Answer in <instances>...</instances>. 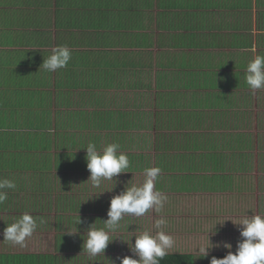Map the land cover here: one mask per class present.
<instances>
[{
	"label": "crops",
	"instance_id": "crops-1",
	"mask_svg": "<svg viewBox=\"0 0 264 264\" xmlns=\"http://www.w3.org/2000/svg\"><path fill=\"white\" fill-rule=\"evenodd\" d=\"M198 1L177 9L174 0H0V179L16 183V196L0 204L1 226L18 209L6 205L39 186L34 174L55 172L56 149L71 147L65 139H80L82 153L89 143L99 151L119 143L131 164L119 176L137 177L156 167L157 153H169L166 169L188 179H177L175 191L159 190L182 196L179 219L191 220V232L227 235L230 245L244 239L242 218L264 213L263 150L245 141L242 153L232 154L228 140L235 126L246 139L257 122L215 121L212 114L252 95L246 109L264 117V89L253 94L245 82L248 63L264 55V0H234L223 14L216 4L223 0ZM62 45L71 60L48 72L44 60ZM202 91L216 103L202 98L198 105ZM78 162L87 170L83 186L98 190L109 209L114 195L106 188L119 176L93 187L86 155ZM206 175L204 189L193 185ZM2 236L0 230V243Z\"/></svg>",
	"mask_w": 264,
	"mask_h": 264
},
{
	"label": "clouds",
	"instance_id": "clouds-1",
	"mask_svg": "<svg viewBox=\"0 0 264 264\" xmlns=\"http://www.w3.org/2000/svg\"><path fill=\"white\" fill-rule=\"evenodd\" d=\"M72 58L69 47L62 45L53 49L52 54L44 60L43 67L48 72H55L64 68ZM245 82L255 94L256 90L264 89V55H257L247 65ZM119 143H111L97 149L95 143L86 146L87 168L93 187L99 188L103 181L113 180L121 173L128 172L130 160L127 154L120 151ZM161 169L149 167L144 170L145 180L141 185H132L122 193L116 195L110 202L107 219L103 228L89 227L87 239H84L83 251H86L90 261L95 262L102 258L112 241L110 232L117 231L120 222L126 215L142 217L150 210L160 213L164 208L167 197L156 189V181L159 179ZM87 180V181H88ZM16 188L14 180L0 179V204L8 199V191ZM102 192V191H101ZM43 219L38 220L29 213L22 216L4 229V239L15 245L24 246L26 238L31 237L38 227L43 225ZM77 224L83 221L79 216ZM166 221L158 219L155 222L156 229H161ZM242 225L241 236L243 240L238 242L235 252L229 251L223 258L213 257L211 264H264V216L252 215L239 222ZM175 247L174 238L159 230L153 235L150 231H143L135 236L134 244L130 248L138 256L134 259L130 256L123 257L121 264H161V260L168 255L170 249ZM225 247L231 248L230 244ZM209 247H201V257H207Z\"/></svg>",
	"mask_w": 264,
	"mask_h": 264
},
{
	"label": "rangeland",
	"instance_id": "rangeland-1",
	"mask_svg": "<svg viewBox=\"0 0 264 264\" xmlns=\"http://www.w3.org/2000/svg\"><path fill=\"white\" fill-rule=\"evenodd\" d=\"M177 4V9L178 8H185L187 7L186 4L188 3V0H174ZM191 3L193 0H190ZM202 1V0H201ZM224 4H220L216 1V4H218V8L217 11H221L222 14L224 12H226L228 10L227 6L228 4L231 6H235V1L234 0H223ZM195 2L198 4L200 3V1L195 0ZM190 4V2H189ZM196 5V4H194ZM202 5V4H201ZM170 6V5H168ZM229 11V10H228ZM221 15V14H220ZM217 21H221V19L217 20ZM205 91H202L200 93V95L197 97L196 99V103L199 105L201 99L203 98L206 102H207V106H211L214 103H216L215 100H212L213 97L212 94H208V93H204ZM252 95H249L247 97V95L242 96L240 98H238V100L234 101V103H232V106L234 107L232 110H226L225 108H223V106L221 107H216L214 113L212 114V119L215 121H217L218 119H231V120H236L237 122L240 123H245L247 124L248 122H251L252 120H256L257 122V127L255 125V121H252L254 124L252 125L253 127V131L254 134H246V139L244 134H242L241 132L243 131L241 128H238L235 126L237 130V133L235 135L236 138L230 139L228 140V142L231 145V153L232 154H241L243 149L242 147L245 146V141L247 142H251L254 144H259L260 148L263 150V154L259 153V160H258V168L260 169L261 167H264V117L260 116V114L255 115L253 113V116L251 114V112H249L246 108H248L249 106H252L253 101L251 98ZM247 110V111H246ZM200 115H198L199 117ZM174 117L173 115H170V118ZM244 124V125H245ZM233 127V125H231ZM238 132H240V134H238ZM229 137V136H228ZM245 139V140H244ZM150 149L152 150V147H150ZM241 150V151H240ZM159 152V150H158ZM158 157L157 158V163H156V167H159L161 169L160 175H159V179L156 181V189L159 190V187H164L169 191H175L174 189H172L171 187L173 185H176L177 183V179H178V183L182 182V179L185 180L186 176L180 177V176H173L172 175V171L169 169H166L170 164L167 163L166 161L169 159V153L167 152H163V153H157ZM244 160V157L242 158V161ZM178 166L180 165L179 163L177 164ZM135 167V166H134ZM153 167V165H152ZM164 171V173H163ZM167 175H171V177H167ZM203 177V181L200 179H197L195 183H193V185H195V187H199L200 189H204V184H207L210 179L209 177L206 176H202ZM181 178V179H180ZM188 179V178H187ZM186 179V180H187ZM263 179V178H262ZM145 180V174L144 172H141V175L138 174L137 177H134L133 175L130 177L127 176H119L115 181H112L113 184L110 185L108 188H106L107 190H109L106 194V196H109L110 193H113V197H115L116 195H118V192L120 190L117 191V187H122L124 182L130 183L127 186L130 187V185H141ZM205 182V183H204ZM264 182V180H263ZM123 188V187H122ZM119 188V189H122ZM105 189V190H106ZM127 189V188H126ZM125 189V190H126ZM176 190H178L179 188H175ZM115 190V194L114 191ZM103 191V190H102ZM99 191L98 190H89L87 195H88V199L85 202L91 203L89 206L92 209L91 211L87 212V216H89L91 219L92 218H96L98 215L101 214H108L109 209L107 208L105 210L103 203L106 201L105 198H103L102 195H100L99 197L97 196V193ZM121 192V191H120ZM167 197V200L165 201L164 204V210H162L160 213L155 212V210H150L148 213H146L144 216L142 217H135V216H131V215H126L123 219L122 222H120V226H123L124 223L129 225L128 230L125 231L123 229H118L117 231H115L114 233L110 232V236L113 237L114 239H116L115 243L116 246H119L120 248V242H121V246L122 244L128 246L130 248V243L134 244L135 242V236L140 235L143 231H150L153 235L156 234L157 231L159 230H163L165 231L166 234L171 235L174 240H175V247L173 249H170L169 252L171 251H177V252H189V253H193L196 256V260L198 262V264H201L202 260H200V257L203 255L199 249L200 247H209V254L212 253H225V252H235L237 249L236 243L237 242H233V245H231V248L225 247L226 244V236H222V235H210V233H194L191 232L188 228V224H191V220H188L186 222H182V219L180 216L177 215V211H176V206L179 204L181 207H183L182 203L179 201L180 195H176V194H168L165 195ZM98 197V198H97ZM8 208H13V207H17V205H13V204H8L6 205ZM31 205V203L29 204H25L24 206V211L23 214L26 213L25 210H28V208ZM27 213L33 215V209H29L27 211ZM12 214L14 216H16L17 218L20 217L18 216V214L14 211H12ZM253 215H262L264 216V213L261 211H254L252 212ZM72 214H68L65 215L62 220H64V222H67L69 216H71ZM219 215V212H215L214 214V221L217 219L216 217ZM68 217V218H67ZM98 218V217H97ZM188 218H192V217H188ZM158 219H164L166 221V223L164 225H162L161 229H156L155 227V222ZM199 219V217H198ZM244 219V218H242ZM94 220V219H93ZM98 220V219H96ZM46 224L48 227L50 228H45L44 230L40 229V231H36L35 234L37 235H33L32 237H28L26 238L25 244L23 247H20L19 250H17V252H20V250L22 249V251L24 252H32L34 250H38L39 253H56V248L54 245L55 242V238L60 237V235L65 232L64 229L62 230H58L56 229V214L55 212L49 214V217L45 220ZM187 223V224H186ZM214 223V222H213ZM64 224V223H63ZM67 224V223H65ZM69 225V224H68ZM177 225L181 226V229L179 227H177ZM68 227V226H67ZM201 228L205 227L204 223H201L200 225ZM39 228V227H38ZM37 228V229H38ZM70 229V228H68ZM89 229H84V230H74V232L79 233L80 235H86V233L88 232ZM230 240L234 239V237L232 236V234L228 235V237H230ZM224 240V241H223ZM123 242V243H122ZM126 242V243H124ZM202 242V244H201ZM125 246V247H126ZM229 249V250H226ZM125 249L122 248V250L118 249L117 251L114 252H110L111 255L113 256H134L135 258H139L138 256H136V254L132 251V249L130 248L127 251H124ZM109 253V251H107ZM70 255V254H67ZM195 260V262H196Z\"/></svg>",
	"mask_w": 264,
	"mask_h": 264
},
{
	"label": "trees",
	"instance_id": "trees-1",
	"mask_svg": "<svg viewBox=\"0 0 264 264\" xmlns=\"http://www.w3.org/2000/svg\"><path fill=\"white\" fill-rule=\"evenodd\" d=\"M71 111L73 112L74 110ZM79 142L80 139H73L69 144V139H65V144L71 147L64 148L62 146L61 148L56 149L55 155L57 158L55 172H51L50 174L41 172L35 173L33 184H39V186L37 188H34L33 186L31 190L23 188L21 190L23 193H19L18 195L20 197L17 204L18 209L11 210L13 212L15 211L18 216L21 217L24 211L21 202L24 201V203L26 202L25 204H27L28 201H33V216L37 218L38 223L40 219L45 221L49 217V214L55 212L56 229L65 230L60 237L55 238L54 245L56 253H39L38 250L24 252L22 249L20 252H17L21 246H14V244L6 241L3 237L4 229L7 227V224H11L20 218H16V216L9 211L8 214H6V217L2 219V226L0 225V230L3 233L2 241L0 243V264H121V259L126 257L120 255L113 256L110 254V252L117 251L118 249L122 250L123 248L125 249L124 251L127 252L130 249L129 245L126 246L125 244H122L121 246V242L119 248V246H116V239H114V236H110L112 241L109 243L103 257L98 258L95 262L90 261L87 252L83 251L84 239H87V233L86 235H80L79 233L74 232V230L89 229L91 226L94 228H103V220L107 219V215L105 214L98 215V218L96 217L92 219L87 216V212L91 211L93 208L91 209L89 206L91 203L84 202L88 199L87 193L89 189L83 186V178H85L84 172L87 170L84 167L83 169L82 167H79L78 160L79 156L86 155V153H82L84 147L81 146ZM46 153L47 152H45V154ZM64 157L66 161H62ZM8 191V197L11 195L12 197L16 196L14 191ZM37 205L39 209H37ZM105 206H107V204H105ZM29 209L31 208H28V210ZM28 210L25 211L27 212ZM68 214L72 215L69 216V218L67 217V222H64L62 219L66 218L64 216H68ZM79 216L83 221L82 224L76 223ZM127 227H129V225L127 224L126 226L124 223L119 229L127 231ZM45 228H50L47 226L46 222L37 230L40 231V229L44 230ZM107 251H109V253ZM227 254L228 252L212 253L207 257H200V260H202L201 264H211L213 257L223 258ZM130 257L138 259L134 256ZM195 260L196 256L193 253L171 251L161 260V264H198L197 260L196 262Z\"/></svg>",
	"mask_w": 264,
	"mask_h": 264
}]
</instances>
